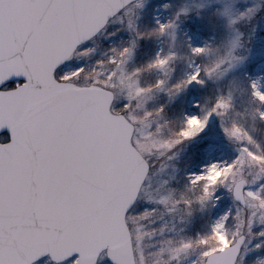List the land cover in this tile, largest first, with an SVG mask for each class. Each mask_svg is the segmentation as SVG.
<instances>
[{
  "label": "snow or ice",
  "instance_id": "snow-or-ice-1",
  "mask_svg": "<svg viewBox=\"0 0 264 264\" xmlns=\"http://www.w3.org/2000/svg\"><path fill=\"white\" fill-rule=\"evenodd\" d=\"M148 3L0 0V264H245L264 247V78L244 75L264 8L169 0L148 21ZM190 87L209 89L195 114L172 106ZM213 117L235 157L178 167ZM220 190L233 206L201 231Z\"/></svg>",
  "mask_w": 264,
  "mask_h": 264
},
{
  "label": "rangeland",
  "instance_id": "rangeland-1",
  "mask_svg": "<svg viewBox=\"0 0 264 264\" xmlns=\"http://www.w3.org/2000/svg\"><path fill=\"white\" fill-rule=\"evenodd\" d=\"M167 2H169V0H149L145 10L146 20L150 21L153 15L160 14L163 11L162 5ZM257 2L262 6V8H264L263 0H257ZM199 25V20H193L189 22L187 27L194 31ZM109 31H111V29H109ZM256 37L254 52L249 58L247 70L245 71L244 75L252 78H264V58L259 55L261 50L264 49V31L258 29ZM126 38V34H118L116 37L100 36L96 39L95 43L88 42L84 45V47H93L95 49L91 56L82 58L80 60H73L70 62V64L73 68L81 66L91 67L98 59L102 58L103 54L108 51L109 48L118 45L122 39ZM145 47H148V45ZM261 83L264 84V79H261ZM226 84L227 81H224L220 87L224 88ZM209 87L215 88L216 86L210 85ZM208 94V88L201 89L190 87L185 93L173 101L172 106L182 108L185 113L195 114L198 112V110L193 106L197 103L202 104L204 97ZM242 99L246 100V97H242ZM261 129V131L256 133V137L258 140L264 141V126H261ZM197 145L203 149L198 159L191 161L189 160L194 147L192 144H189L180 155L181 163L178 167H183L187 163L189 173H199L210 163L230 161L235 157L234 149L224 136L220 122L215 117L209 120L208 127L197 140ZM217 195L220 197V199L216 202V205L211 210V212L198 214L201 217L198 222L201 231L206 230V225L210 221L218 219L233 206L232 199L226 191L220 190ZM147 207H149L148 204L141 203L140 209L138 210L142 211ZM259 242V239L253 240V245ZM261 260H264V247L250 252L245 258V264H259V261ZM104 264L111 263L106 260Z\"/></svg>",
  "mask_w": 264,
  "mask_h": 264
},
{
  "label": "water",
  "instance_id": "water-1",
  "mask_svg": "<svg viewBox=\"0 0 264 264\" xmlns=\"http://www.w3.org/2000/svg\"><path fill=\"white\" fill-rule=\"evenodd\" d=\"M264 1V0H263ZM87 44V43H86ZM111 263V261H109Z\"/></svg>",
  "mask_w": 264,
  "mask_h": 264
},
{
  "label": "trees",
  "instance_id": "trees-1",
  "mask_svg": "<svg viewBox=\"0 0 264 264\" xmlns=\"http://www.w3.org/2000/svg\"><path fill=\"white\" fill-rule=\"evenodd\" d=\"M257 36V35H256ZM257 38V37H256Z\"/></svg>",
  "mask_w": 264,
  "mask_h": 264
}]
</instances>
